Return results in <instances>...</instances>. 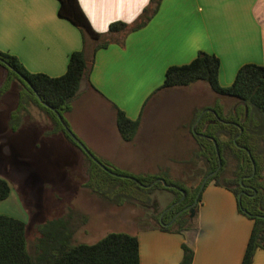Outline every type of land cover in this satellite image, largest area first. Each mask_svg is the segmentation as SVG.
<instances>
[{
    "label": "crops",
    "instance_id": "crops-1",
    "mask_svg": "<svg viewBox=\"0 0 264 264\" xmlns=\"http://www.w3.org/2000/svg\"><path fill=\"white\" fill-rule=\"evenodd\" d=\"M78 1L93 29L106 37L111 24L135 23L151 2ZM59 6L57 0H0V50L16 56L31 73L53 78L63 76L70 56L83 49V41L79 30L59 17ZM92 49L87 55L88 75L81 82L71 112L65 115L71 134L98 156L112 161L117 158L104 152L103 147L118 142L120 160L133 157L141 167L149 160L152 167L143 173L161 174L163 177L158 180L167 178L184 186L183 181L200 180L205 173V159L195 150L190 131L195 125L192 122L196 110L207 107V101L198 108L194 106L201 103L190 104V116L185 120L179 110L184 100L204 97L202 91L206 86L199 82L193 87L156 90L163 85L169 67L186 65L200 52L219 58L222 87L232 85L242 66L264 65V0H161L145 27L112 35L108 47L98 50L94 56ZM199 89H202L200 93ZM4 93L0 98L6 99L4 96L8 93ZM223 98L224 102L232 100ZM223 101L219 106L225 113ZM170 102L180 107H171V124L166 125L159 115L161 111H169ZM6 105L7 111L0 107V117L2 122L6 120V131L15 132L21 128L11 125L19 106V95L16 106ZM114 107L124 111L131 120L139 118L141 121L131 143L123 141L118 131ZM166 129H169L167 138L174 133L172 144L157 142ZM53 131L52 124L46 136L59 138L75 159L79 151L87 164L88 154L62 133ZM128 148L133 150L128 152ZM195 153L204 163L200 161L197 166L189 163ZM170 186L165 188H175ZM166 189L163 193L166 192L171 201L175 199V194ZM171 203L166 210L174 205ZM7 206L6 200L0 203V216H10ZM194 217L196 227L180 234L164 232L159 225L140 228L135 235L139 240L141 264H180L183 243L194 253L193 264H242L253 221L239 213L238 199L231 191L213 182L205 186ZM252 264H264L263 250H257Z\"/></svg>",
    "mask_w": 264,
    "mask_h": 264
},
{
    "label": "trees",
    "instance_id": "trees-1",
    "mask_svg": "<svg viewBox=\"0 0 264 264\" xmlns=\"http://www.w3.org/2000/svg\"><path fill=\"white\" fill-rule=\"evenodd\" d=\"M57 1L60 4L59 17L79 30L83 49L70 56L66 73L56 78L41 73H31L16 56L0 50V66L8 72L6 82L0 87V94L10 89L13 80H18L22 88L19 93V106L11 125L21 126L23 116L28 112L29 106L33 105L49 116L54 126V134L62 133L71 143L77 145L70 136L65 115L71 112L81 82L88 75L87 55L92 49L91 46L94 56L98 50L108 47L112 35L145 27L158 10L161 0H151L139 19L131 25L123 22L111 24L107 37L93 29L78 0ZM220 68L221 62L218 57L200 52L186 65L169 67L163 85L156 92L204 82L217 96L229 97L238 102L236 108L228 115L222 112L219 105L196 111L192 125L203 111L211 109L190 132L200 147L201 157L205 159L206 171L202 181L215 172L219 165L214 141L220 153L222 168L209 178L206 186L213 182L216 186L231 191L237 199L241 192L247 194L242 196L241 203L238 202V211L253 221L242 260V264H252L257 250L264 251V174L262 173L264 171V65L242 66L229 87H222L220 84ZM114 110L117 128L123 141L131 143L139 131L140 119L131 120L121 109L114 107ZM86 158L87 171L91 177L101 172L105 174V178H94L97 183L96 191L112 203H122L124 200L150 205L153 202L151 197L153 192L158 188L166 189L161 182L147 188L159 177H163L161 174L146 175L141 178L109 169V172L117 175L115 176L103 170L89 155ZM230 158L237 161V167L232 171V177L228 178L225 176V169L233 160ZM253 161L256 174L251 178ZM119 175L129 178H121ZM202 181L191 195L183 185L172 183L175 188L166 189L175 194L171 205L183 197L180 190L184 191L185 199L164 214L163 218L168 216L171 221L178 211L193 204ZM11 191L9 182L0 177V203L9 198ZM113 194L115 198L111 200ZM201 195L198 204L192 208L194 216L201 202ZM194 216L191 212L185 211L168 227L160 223V215L155 216V219L162 231L180 234L194 227ZM60 227L63 228L43 229L36 254L32 255L27 243L26 223L10 216H0V264H141L139 240L136 235L110 233L95 244H73L74 232L64 224ZM182 250L183 257L180 264H193V251L184 243Z\"/></svg>",
    "mask_w": 264,
    "mask_h": 264
},
{
    "label": "rangeland",
    "instance_id": "rangeland-1",
    "mask_svg": "<svg viewBox=\"0 0 264 264\" xmlns=\"http://www.w3.org/2000/svg\"><path fill=\"white\" fill-rule=\"evenodd\" d=\"M7 75L8 72L0 66V87L6 82ZM200 83L206 86L205 91H202V95L204 93L205 95L204 97L184 100L183 107L179 110L181 118L184 120L189 118V109L195 104L201 103L199 106H194V108L201 107L204 101H207V107L222 104L223 97L214 94L206 83ZM10 86V89L8 88V91L4 93V95L8 93L7 96H4L6 99L0 98V107L4 111H7L6 104L17 105L18 95L22 88V84L18 80H13ZM189 87H193V85ZM201 90L199 89L198 92L200 93ZM193 102L195 103L190 106ZM235 103L238 102L233 99L231 102L223 101L225 115H228L229 109ZM167 107L169 111H161L159 115L161 122L166 125L171 124V107L174 109L180 106L175 102H170ZM29 109L30 112L27 113L29 115L23 121L21 128L15 132L6 131V120L2 122L3 119L0 117V125L2 124L0 126V177L8 181L12 189L9 198L6 200L7 207L10 210L8 214L21 218L27 225V243L29 252L32 255L36 254L37 246L42 237L41 231L46 227L57 230L63 228L60 226L64 224L74 232L73 244H95L110 233L135 235L140 228L158 226L155 216L164 215L165 208L174 200L171 201L172 198L166 192V194L163 193V189L158 188L153 192L151 196L153 202L150 205L139 201L128 202L124 200H122V203L115 204L104 199V196L96 191L97 183L94 178H105V174L101 172L93 174L91 177L87 171L88 163L86 164L84 155L82 158V154L78 151V158L76 156L75 159L70 149L59 142V138L51 135L46 136V133L52 129V121L49 116L33 105L29 106ZM197 110L200 111L202 108ZM207 110L211 109L208 108ZM197 124L195 123V127ZM168 133L169 129H166L159 136L157 142L172 144L174 133H170V138H167ZM193 140L195 141L194 138ZM117 144L118 142H113L110 145L106 144L105 148L103 147L104 152L117 158L115 161L100 157L94 150L86 148L85 144L83 146L95 155L97 164L101 168L106 167L108 170L105 171L111 175L114 174L110 173L109 169L119 170V172L132 177L143 178V176L151 175L143 173L146 168L152 167L149 160L143 167L133 157L120 160L118 153L121 149H117ZM195 144V150L200 154V147L196 141ZM132 150V148L127 149L128 152ZM200 161L205 162L197 157L196 153L189 158V163L194 166H197ZM186 165L191 166L190 164ZM236 167L237 161L235 159L231 160L226 166L225 176L231 178L232 171ZM262 173L264 174V171ZM120 177L129 178L125 175ZM201 179L203 178L201 177ZM201 179L183 181L186 189H189L190 195L194 193L193 188L199 186ZM157 180L151 184L156 183ZM161 180L168 182L167 186L175 182L167 178ZM134 195L136 196V193ZM113 198H115L114 194L111 200ZM194 218L193 228L196 227L197 221ZM159 221L163 225L170 223L168 216L165 218L160 217Z\"/></svg>",
    "mask_w": 264,
    "mask_h": 264
},
{
    "label": "water",
    "instance_id": "water-1",
    "mask_svg": "<svg viewBox=\"0 0 264 264\" xmlns=\"http://www.w3.org/2000/svg\"><path fill=\"white\" fill-rule=\"evenodd\" d=\"M38 98H39V97H38ZM39 99H40V98H39ZM47 107H48V106H47ZM208 111H210V110H206V111H204V113H202V114L200 115V117H199L198 121L196 122V124L201 120L202 116H203L206 112H208ZM57 115H58L60 121H62V118L60 117V115H59V114H57ZM215 115H216V114H215ZM64 127L66 128L65 125H64ZM194 128H195V125H194V127H193V130H194ZM240 134H242V130H240ZM70 136L74 139V141H76L77 145L81 148V150L84 151L86 154H88V155H89V156H90V157L96 162V159H95L94 157L91 156V154L89 153V151L83 146V144H82V143H81V142H80V141H79V140H78L73 134H71V132H70ZM236 140H237V139H235V142H236ZM214 143H215V146H216L217 156H218V160H219V165H218L217 170H216L215 172L209 174L207 177H205V179L203 180V182H202V184H201L200 190H199V192H198V195H197L196 200L194 201V203H193L192 205L188 206L187 208H185V209L179 211V212L175 215V217L170 221V223L167 224V225H165V226H167V227L170 226L171 224H173V223L175 222V220H176V219H177V218H178L183 212H185V211L191 209L192 207H194L195 205H197V204H198L199 196L201 195L202 191L204 190V188H205V186H206V184H207L209 178L212 177V176H214L215 174H217V173L221 170V168H222V160H221V157H220V153L218 152L217 144H216L215 141H214ZM96 163H98V162H96ZM102 168H103L104 170H108L106 167H102ZM110 173H111V172H110ZM112 174H114V173H112ZM255 174H256V166H255V163H254V161H253V173H252V175H251V178L254 177ZM114 175L117 176L116 174H114ZM157 182H161V183L164 185V187H172V186H167V183L164 182V181L161 180V179H160V180H157L156 183H157ZM241 182H242V180H241ZM156 183L151 184L150 186H147V188H150V187L154 186ZM182 193H183V197H182L183 199L181 198V200L178 201L176 204H179L180 202H182V201L184 200V198H185V193H184L183 191H182ZM242 194H243V193L239 194V197H238V202H239V203H241ZM176 204L172 205L168 210L172 209L173 206H175ZM168 210H166L165 213H166ZM165 213H164V214H165ZM245 213H247V212L245 211ZM162 214H163V213H162ZM192 216H194V211H192ZM162 217H163V215H161V218H162Z\"/></svg>",
    "mask_w": 264,
    "mask_h": 264
},
{
    "label": "flooded vegetation",
    "instance_id": "flooded-vegetation-1",
    "mask_svg": "<svg viewBox=\"0 0 264 264\" xmlns=\"http://www.w3.org/2000/svg\"><path fill=\"white\" fill-rule=\"evenodd\" d=\"M245 188H248V187H245ZM241 193H243L242 196H243V195L247 196V194H246L245 192H241ZM241 193H240V194H241ZM191 205H192V204H191ZM188 206H190V205H188ZM188 206H186V207H188ZM186 207H185V208H186ZM185 208H183V209H185ZM192 208H193V207H192ZM192 208L189 209V210H187V211H188V212H192V211H193ZM183 209H181V210H183ZM181 210H180V211H181ZM178 212H179V211H178ZM176 214H177V213H176ZM163 216H164V215H163ZM160 217H161V216H160ZM174 217H175V216H174ZM174 217H173V218H174ZM162 218H163V217H162Z\"/></svg>",
    "mask_w": 264,
    "mask_h": 264
},
{
    "label": "clouds",
    "instance_id": "clouds-1",
    "mask_svg": "<svg viewBox=\"0 0 264 264\" xmlns=\"http://www.w3.org/2000/svg\"><path fill=\"white\" fill-rule=\"evenodd\" d=\"M168 212V211H167ZM178 213V212H177ZM192 214V213H191Z\"/></svg>",
    "mask_w": 264,
    "mask_h": 264
}]
</instances>
